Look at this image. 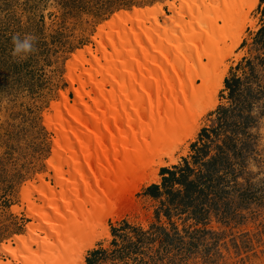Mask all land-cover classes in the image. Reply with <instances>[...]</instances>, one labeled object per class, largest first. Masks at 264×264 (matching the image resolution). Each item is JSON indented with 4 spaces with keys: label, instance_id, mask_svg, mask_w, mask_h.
<instances>
[{
    "label": "rangeland",
    "instance_id": "374dc122",
    "mask_svg": "<svg viewBox=\"0 0 264 264\" xmlns=\"http://www.w3.org/2000/svg\"><path fill=\"white\" fill-rule=\"evenodd\" d=\"M170 1L174 0H0V262L10 260L12 264H42L41 261L53 255L59 248L60 236L69 221L78 216L79 206L88 205V196L101 189L100 186H94L93 174L91 170L88 171L93 169L99 178L102 176L100 172L105 167L99 166V162L95 161L96 157H88L91 158L89 165L80 161V167L85 168L80 175L71 170V166L76 170V160L72 165L69 163L73 159L68 161L64 157L56 161L57 170L50 167L49 160L53 156L57 135L55 126L50 127L46 123V116L54 115L56 118L54 104L62 101L63 93H67L70 103H73L75 93L67 75L69 61L74 62L75 53L88 46L96 53L97 41L103 40L102 36L98 35L99 27L119 11H132L135 7L160 4L166 13L171 14ZM245 1L191 0L184 13L185 26L196 25L195 30L202 36L192 34L185 40L189 31H192L184 29L185 36L180 30L181 41L170 45L166 51L171 63L176 66V75L171 77L169 74L164 79L157 73L160 67H164L163 64L159 63L157 67L148 60L144 68L145 71H151L148 82L153 83L160 79L159 82L167 85L169 79L173 89L182 92L187 90L191 76H195L197 72L215 75L214 72L227 67L226 77L232 72L241 75L242 70L236 69L238 63L243 62L245 57L254 58L262 52L253 41L264 22V0H258L251 9ZM244 12H247L246 16L242 14ZM222 14L233 17L235 15L236 18L229 16L227 24ZM203 18L214 20L215 34L210 35L211 22L206 23ZM198 19L201 25L192 23ZM181 25L184 26L183 21ZM197 27L200 30H197ZM240 27L243 29L242 40L233 47L234 36L239 34ZM25 34H33L36 37L35 50L25 59L13 57L12 37H23ZM104 41L106 42V39ZM142 43L145 48H152H149V44ZM108 49L112 52L111 46ZM138 50L141 53L140 47ZM156 53L159 54L160 51ZM86 56L90 57L89 54ZM143 56L137 57V60L144 62L146 58ZM181 57H186L181 60L184 62L180 61ZM130 59L129 54L125 56V62L129 63ZM102 61L106 62V59L103 57ZM85 66L92 67L88 63ZM260 73L264 83V70H260ZM98 78H101L99 74ZM194 82L200 84L202 79L196 77ZM73 85L78 86V83ZM107 87L110 88L109 85ZM90 88L91 86H88L87 90ZM223 88L224 86L218 92V104L200 116L201 126L195 136L184 140L174 150L176 162L172 163L171 159L165 156L163 159L167 161V165H153L159 167L158 182H161L162 167L180 163L184 156L190 154L191 143L197 138L201 128L211 123L212 116L209 113L219 104H229L228 90L222 91ZM170 90H162V95L168 94L169 97ZM150 94L153 103L157 104L156 92L150 90ZM257 108L259 123L254 131L259 137L257 146L261 160H251L250 168L256 173V177H261L264 176V97ZM144 115L147 117V114ZM145 121L148 128V117ZM51 122L54 125L55 119ZM133 125L138 129L137 122ZM120 159L122 158L119 157L118 161ZM113 162L116 168L118 163ZM102 164L106 165L104 162ZM62 171L64 173L58 183L55 176L60 175ZM111 176L110 174L105 177L109 179ZM149 184L151 183L144 182L133 190L126 209L119 216L95 217L93 226L96 232H104L106 226L110 235L101 236L93 248L100 244L110 246L113 238L111 226L123 219L144 228L155 220L154 210L158 202L144 193ZM49 187H53L54 192ZM31 207L35 210L33 216L29 215ZM245 215L244 218L231 222L211 216L204 227L216 234L207 233V237L194 251L189 264H264V209L247 210ZM178 223L182 228L181 221ZM8 244L14 249L15 258L5 252L4 248ZM93 248L86 251L85 264L86 256Z\"/></svg>",
    "mask_w": 264,
    "mask_h": 264
},
{
    "label": "bare ground",
    "instance_id": "6f19581e",
    "mask_svg": "<svg viewBox=\"0 0 264 264\" xmlns=\"http://www.w3.org/2000/svg\"><path fill=\"white\" fill-rule=\"evenodd\" d=\"M178 1L179 4L177 0L169 2L171 14L166 13L160 4L143 8L135 7L132 11H119L99 27L98 35L102 36L103 40L97 41V52L94 53L88 46L75 53L74 62L69 61L67 75L75 93L73 103H70L67 93H63L62 101L54 104L56 118L54 115L46 116V123L50 127L55 126L57 135L56 141L54 140L53 156L49 160L50 167L57 170L56 161L64 157L68 161L73 159L69 163L72 165L76 160V170L72 166L71 170L80 175L85 169L80 167L81 162L89 165L91 158L88 157L92 156L96 157L95 161L99 162V166L105 168L100 172L101 180L95 170L88 168L93 174L94 186H100L101 189L93 195L89 194L88 205L79 206L78 216L69 221L60 236L59 248L53 250L55 252L53 255L41 261L42 264H85L86 251L93 248L101 236L110 235L106 226L104 232H96L93 226L95 217L119 216L126 209L130 194L139 187V184L158 182L159 167L153 165L155 163L159 166L167 165V161L163 159L165 156L175 163L173 154L176 147L184 140L195 136L201 126L200 116L218 104V92L224 86L227 67L214 72L215 75L195 73L187 84V90L182 92L173 89L172 81L169 79L167 85L159 82L160 79L157 82H148L151 71L144 70L148 60L157 67L159 63L163 64L165 68L160 67L157 73L164 79L169 74L171 77L176 75V66L171 63L166 51L169 50L170 45L181 41L180 30L185 36L184 29L192 31H189L190 34L188 33L185 40H188L192 34L202 36L195 30L196 25L185 26L184 13L191 0ZM245 3L251 9L258 0H246ZM247 12L242 14L246 16ZM229 16V14L223 15L225 23L228 22ZM230 17L236 18L235 15ZM237 20L240 21L239 18ZM182 21L184 26L181 25ZM203 21L211 22L210 35L215 34L214 20L203 18ZM147 22L151 24L146 25ZM200 22L198 19L192 23L198 25ZM251 22L253 24V21ZM129 23L132 25L128 26ZM197 30L200 29L197 27ZM242 30L240 27L239 34L234 36L233 47L241 42ZM142 42L152 48H145ZM186 43L189 44L187 41ZM109 46L112 47V52L108 49ZM139 47L142 49L141 53ZM88 54L90 57L86 56ZM128 54L131 58L129 63L125 62V56ZM141 55L146 58L144 62L137 60ZM103 57L106 62L102 61ZM183 58L181 57L180 61ZM86 63L91 64L92 67H86ZM98 74L101 78H98ZM171 77L169 76L170 79ZM196 77L202 79L200 84H195ZM76 82L78 86L73 85ZM108 85L110 88L107 87ZM88 86L91 88L87 90ZM166 88L171 89L169 97L168 94L162 95V90ZM150 90L156 92L157 104L153 103ZM144 113L147 114L150 123L148 128ZM52 119H55L56 125H52ZM134 122L139 125H136L138 129H135ZM119 157L122 159L118 161ZM113 161H118L116 168L112 164ZM103 162L106 165H103ZM63 173L62 171L60 175L55 176L56 182H60ZM110 174L112 176L107 179L105 176ZM49 189L54 192L53 187ZM29 203L32 204L31 201ZM34 212L31 207L29 215L33 216ZM31 230L33 231V228ZM19 237L24 239L22 235ZM4 249L15 258V251L10 244ZM0 264H12V262L9 260Z\"/></svg>",
    "mask_w": 264,
    "mask_h": 264
},
{
    "label": "trees",
    "instance_id": "16d2710c",
    "mask_svg": "<svg viewBox=\"0 0 264 264\" xmlns=\"http://www.w3.org/2000/svg\"><path fill=\"white\" fill-rule=\"evenodd\" d=\"M253 42L262 52L245 57L236 66L242 74L232 72L224 80L229 104L212 110L190 154L162 167L161 182L145 188L158 202L155 220L147 228L127 219L113 224L110 246L89 250L87 264H189L207 233L216 234L204 227L211 216L231 222L247 210L264 209V176L250 168L251 160H261L254 128L264 97V22Z\"/></svg>",
    "mask_w": 264,
    "mask_h": 264
},
{
    "label": "clouds",
    "instance_id": "9594fccd",
    "mask_svg": "<svg viewBox=\"0 0 264 264\" xmlns=\"http://www.w3.org/2000/svg\"><path fill=\"white\" fill-rule=\"evenodd\" d=\"M35 40L36 37L33 34H25L23 37L13 36L11 55L25 59L28 54L35 50Z\"/></svg>",
    "mask_w": 264,
    "mask_h": 264
}]
</instances>
